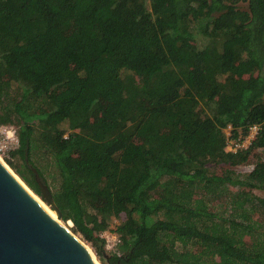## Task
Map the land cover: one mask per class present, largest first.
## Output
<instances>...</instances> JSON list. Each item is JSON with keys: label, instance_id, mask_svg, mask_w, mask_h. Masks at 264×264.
Returning <instances> with one entry per match:
<instances>
[{"label": "trees", "instance_id": "16d2710c", "mask_svg": "<svg viewBox=\"0 0 264 264\" xmlns=\"http://www.w3.org/2000/svg\"><path fill=\"white\" fill-rule=\"evenodd\" d=\"M2 125L103 264H264V0H0Z\"/></svg>", "mask_w": 264, "mask_h": 264}, {"label": "water", "instance_id": "95a60500", "mask_svg": "<svg viewBox=\"0 0 264 264\" xmlns=\"http://www.w3.org/2000/svg\"><path fill=\"white\" fill-rule=\"evenodd\" d=\"M34 171L40 197L62 219L50 188ZM0 264H96L85 242L55 220L1 160Z\"/></svg>", "mask_w": 264, "mask_h": 264}, {"label": "rangeland", "instance_id": "374dc122", "mask_svg": "<svg viewBox=\"0 0 264 264\" xmlns=\"http://www.w3.org/2000/svg\"><path fill=\"white\" fill-rule=\"evenodd\" d=\"M226 133L227 135L230 134V128L226 129ZM19 147V139L16 133V127L12 126V125H2L0 126V157L2 158V162L7 166L10 167L12 173L16 176L19 177L20 181L24 184L25 181L20 177V175H18V173H16V171L7 163L6 159H11L12 161H14L15 163L21 164V161L19 159H15L12 157L11 155V151H15L16 149H18ZM262 152H260L259 150L257 151V153H255V156L252 158L250 165L247 166H238L236 167V169L240 172L246 173L251 171V169L253 168V163L256 161L255 159L260 156ZM255 160V161H254ZM222 166V165H221ZM223 167V166H222ZM25 186H27L31 191H33V193H35V195H37V193L32 190L26 183L24 184ZM256 194L264 197V191L262 190H255ZM162 191L158 190L155 192L156 195H161ZM40 198V195L38 196ZM42 200V198H40ZM43 201V200H42ZM44 202V201H43ZM46 203V202H44ZM229 198L228 196H224L221 197L220 199H217L215 201L212 202L211 207H213L214 210H222V209H227L229 207ZM235 215L239 218L242 217H253L256 220H260V221H264V215L262 214H254V215H245L240 211L235 212ZM62 223L67 225L69 227V229L73 231V223H71V226L68 225V221H64L63 219H61ZM121 222L120 219H115L112 221L111 226L115 227L117 224H119ZM75 233V232H74ZM80 239H82L86 246L93 252V254L95 255L96 259L98 260V262H100V264H103L100 259L98 258V256L96 255L95 249L92 247V245L88 242H86L82 235L75 233Z\"/></svg>", "mask_w": 264, "mask_h": 264}, {"label": "built area", "instance_id": "2783aa9c", "mask_svg": "<svg viewBox=\"0 0 264 264\" xmlns=\"http://www.w3.org/2000/svg\"><path fill=\"white\" fill-rule=\"evenodd\" d=\"M260 130L259 125L250 127L247 135L241 136L238 139H228L226 149L228 151L237 152L239 149L249 148L256 139ZM100 237L104 240L105 249L110 253L120 254V245L122 243L121 236L114 230L113 227H108L100 233Z\"/></svg>", "mask_w": 264, "mask_h": 264}, {"label": "bare ground", "instance_id": "6f19581e", "mask_svg": "<svg viewBox=\"0 0 264 264\" xmlns=\"http://www.w3.org/2000/svg\"><path fill=\"white\" fill-rule=\"evenodd\" d=\"M0 160L2 161V158L0 157ZM5 165V164H4ZM6 166V165H5ZM7 167V166H6ZM10 171H11V169H10V167H7ZM12 172V171H11ZM13 174V173H12ZM19 181H20V179H19V177H16ZM21 182V181H20ZM22 183V182H21ZM25 184V183H24ZM23 183H22V185L28 190V192L40 203V205L55 219V220H57L61 225H63L65 228H67L70 232H72L70 229H69V227L67 226V225H65V224H63L62 223V221H61V219H59L58 218V216H57V214H56V212L54 211V210H52L51 209V207L47 204V203H44L38 196L39 195H35V193H33V191H31L27 186H25ZM68 225L69 226H71V222H68ZM88 248V247H87ZM89 249V248H88ZM89 251L91 252V254H92V257H93V259H94V261H95V263L96 264H100V262H98V260L96 259V257H95V255L93 254V252L89 249Z\"/></svg>", "mask_w": 264, "mask_h": 264}]
</instances>
